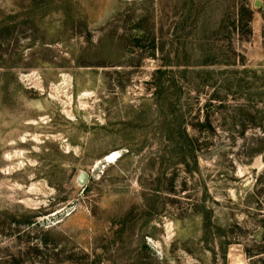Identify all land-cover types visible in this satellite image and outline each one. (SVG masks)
Returning <instances> with one entry per match:
<instances>
[{"label":"rangeland","instance_id":"374dc122","mask_svg":"<svg viewBox=\"0 0 264 264\" xmlns=\"http://www.w3.org/2000/svg\"><path fill=\"white\" fill-rule=\"evenodd\" d=\"M253 1L0 0V264H264Z\"/></svg>","mask_w":264,"mask_h":264},{"label":"trees","instance_id":"16d2710c","mask_svg":"<svg viewBox=\"0 0 264 264\" xmlns=\"http://www.w3.org/2000/svg\"><path fill=\"white\" fill-rule=\"evenodd\" d=\"M238 16H239V19H241V23H242V19H243V17L246 16V22L244 23L245 31H246L248 34H250L251 30H250V28H249V23H250V21H251V11H250L249 7H248V6H245V5H241L240 8L238 9L237 13H236V17H238ZM236 19H237V18H236ZM157 72L160 73V76H161V77H163V75L166 74V71L161 70V69H158ZM164 86H165V85H164V81H161V83L157 84V88H159V89H157V94H158L157 97L161 98V99H159V100H161V106H162V101L164 100V99H162V98L165 97V96H164V92H163V90H162V87H164ZM206 124L209 125V120H208L207 118H206ZM184 136H186V135H184ZM186 137H187V136H186ZM186 139H187V138H185L184 141H185ZM184 141L182 140L181 143L184 144Z\"/></svg>","mask_w":264,"mask_h":264},{"label":"water","instance_id":"95a60500","mask_svg":"<svg viewBox=\"0 0 264 264\" xmlns=\"http://www.w3.org/2000/svg\"><path fill=\"white\" fill-rule=\"evenodd\" d=\"M253 6L256 7V8L264 9V1H262V0H254L253 1ZM86 177H87L86 173H84V172L80 173V177H79V184L80 185H83L85 183Z\"/></svg>","mask_w":264,"mask_h":264},{"label":"bare ground","instance_id":"6f19581e","mask_svg":"<svg viewBox=\"0 0 264 264\" xmlns=\"http://www.w3.org/2000/svg\"><path fill=\"white\" fill-rule=\"evenodd\" d=\"M117 158V154L114 152L112 154H108L107 157H106V161L107 162H113L115 161Z\"/></svg>","mask_w":264,"mask_h":264}]
</instances>
